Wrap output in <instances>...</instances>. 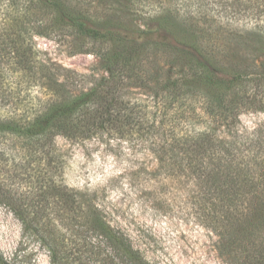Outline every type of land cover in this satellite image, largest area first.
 <instances>
[{
  "label": "trees",
  "instance_id": "obj_1",
  "mask_svg": "<svg viewBox=\"0 0 264 264\" xmlns=\"http://www.w3.org/2000/svg\"><path fill=\"white\" fill-rule=\"evenodd\" d=\"M97 1L99 10L82 0H0V102L23 91L30 104L26 116L0 115V144L14 141L23 153L15 161L0 149V204L20 222L23 234L48 252L49 264H150L106 221L90 196L63 184L64 160L54 139L120 133L121 114L127 120L137 118L140 126L150 120L160 130L165 115L157 102L179 108L193 98L198 109L184 113L197 112L224 126L235 124L248 109L264 112V62L222 61L212 49H218L214 41L205 45L204 37H192L196 29L178 24L171 14L153 20L151 15L150 23L139 28L137 20L145 17L136 13L143 0ZM45 13L52 26L63 25L107 43L103 59L108 79L101 88L68 89L57 71L40 59L33 38L45 30ZM151 56L168 59L175 76L146 70ZM129 82L141 88L153 82L159 89H151L154 106L145 104L139 110L125 105L120 92ZM250 89L261 97L251 100ZM32 91L42 97L36 100ZM172 139L175 146L203 151L200 167L207 171L203 178L215 186L217 213L224 219L231 212L239 242L249 233V249L239 264H264V149L262 156L245 160L227 148L210 151L217 139L207 127ZM27 180L30 186L22 184ZM0 264L14 263L0 251Z\"/></svg>",
  "mask_w": 264,
  "mask_h": 264
},
{
  "label": "rangeland",
  "instance_id": "obj_2",
  "mask_svg": "<svg viewBox=\"0 0 264 264\" xmlns=\"http://www.w3.org/2000/svg\"><path fill=\"white\" fill-rule=\"evenodd\" d=\"M82 1L100 9L97 0ZM141 4L143 8L139 4L136 13L145 17L137 20L141 29L142 23H150L151 15L153 20L162 13L171 14L178 24L181 21L196 29L195 36L189 34L192 37H204L205 45L215 42L218 49H212L222 61L264 62V0H143ZM42 19L45 30L33 38L40 59L57 71L58 79L69 84L68 89L101 88L108 79L103 59L107 43L63 25L52 26L46 13ZM145 68L153 72L160 69L163 77L175 76L169 60L163 57L151 56ZM148 85L141 88L129 82L120 92L125 105L139 110L145 104L153 105L151 89L156 93L159 89L153 82ZM31 94L36 100L42 97L33 91ZM25 95L22 91L1 100L0 115H28L30 104ZM247 95L251 100L261 97L252 89ZM193 99L179 108L157 102L165 115L160 130L150 120L140 126L135 123L137 118L127 120L121 114L120 133L101 131L84 140L56 136L55 145L64 160L63 184L90 196L106 221L126 235L150 264H239L249 249V233L239 242L234 236L235 218L228 217L231 212L224 219L217 213L215 186L203 178L207 171L200 167L203 151L175 146L172 138L207 127L217 139L208 150L223 147L239 159L258 158L264 149V112L248 109L235 124L224 126L197 112L184 113L183 109H198ZM159 119L158 115L156 123ZM0 149L15 161L23 155L14 141H5ZM30 164L34 167V162ZM22 184L31 185L30 180ZM0 251L14 264H49L48 252L23 234L20 222L1 204Z\"/></svg>",
  "mask_w": 264,
  "mask_h": 264
}]
</instances>
